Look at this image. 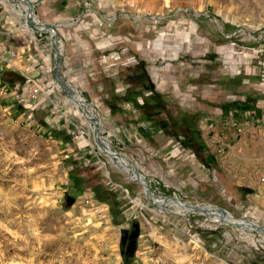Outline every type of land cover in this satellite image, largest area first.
Segmentation results:
<instances>
[{"label": "rangeland", "instance_id": "374dc122", "mask_svg": "<svg viewBox=\"0 0 264 264\" xmlns=\"http://www.w3.org/2000/svg\"><path fill=\"white\" fill-rule=\"evenodd\" d=\"M32 1L90 104L0 0V264H264V0Z\"/></svg>", "mask_w": 264, "mask_h": 264}, {"label": "water", "instance_id": "95a60500", "mask_svg": "<svg viewBox=\"0 0 264 264\" xmlns=\"http://www.w3.org/2000/svg\"><path fill=\"white\" fill-rule=\"evenodd\" d=\"M24 2H26V4L29 6V8L31 9V14L27 15L26 17V23L27 25H29L31 28L33 29H40V30H50V44L54 50V55H55V64H54V70H53V76L57 82V84H59V86L65 91L69 93V95L72 93L73 94V89L71 86L67 85L66 81L63 80L62 76H61V72L59 70L60 65L62 63V56H61V48L57 45L56 43V38H57V25L58 23H48V22H43L40 21L39 19H37L36 25H34L33 20L31 18L33 12H35V10L33 9L35 2L32 0H23ZM38 26V27H36ZM85 103L90 104L89 102H87L84 99ZM85 106V105H84ZM91 120L93 121L94 125H95V129L97 128V122L95 121V114L93 112V117H91ZM107 156H109V158L115 163V165L118 166V164L123 163L127 168H128V172H129V176L132 180H135L137 182H139L140 184L143 185L144 187V192L145 195L151 200V189L149 186L148 181L145 179L144 175L141 174L139 172V170L137 169L136 165L134 164H129V161L126 157L119 155L112 147L111 150L108 151L107 149L103 148L101 149ZM159 197L161 198H165V199H169L171 201H175L180 207L185 208L188 211H200L203 212L204 214H215V212L212 211V209H216V211L218 213H221L223 215H225L226 217H229L231 220L229 222L235 223V224H243L245 222L244 219H237V218H233L225 209L220 208L218 206H207V205H189V204H185L180 202L179 200H177L174 197H164L162 195H159ZM243 220V221H242ZM250 226L259 228L261 230L264 231V227L259 226L255 223H247Z\"/></svg>", "mask_w": 264, "mask_h": 264}, {"label": "bare ground", "instance_id": "6f19581e", "mask_svg": "<svg viewBox=\"0 0 264 264\" xmlns=\"http://www.w3.org/2000/svg\"><path fill=\"white\" fill-rule=\"evenodd\" d=\"M24 3H26V2H24ZM22 5H24V4H22ZM24 10H25V14H26V16L29 15V14H31V9H30V8H27V9H24ZM35 17H36V16H34V17L31 16L34 25H36V22H37V19H36ZM36 27H38V26H36ZM58 85H59V84H58ZM59 87H60V86H59ZM65 93H66V95H67L71 100H74V101L77 103L78 106H82V107H84L85 102L83 101L84 98H83L81 95H80V97H82L83 100H81V98H76L77 95L74 96L72 93L69 95L68 91L65 92ZM96 137H97L96 140H97V142H98V146H99V149H100V150L103 149V148L107 149L108 151L111 150V146H110V144H109L108 141L102 139L100 136H99V137L96 136ZM116 166H117V165H116ZM117 167L123 169L126 173H128V175H130L129 172H128V168H127L123 163L118 164ZM129 177H130V176H129ZM152 197H153V195H152ZM156 197H157V196H156ZM156 197H155V198H156ZM158 197H159V196H158ZM159 198H161V197H159ZM164 200H165L166 202L169 201V199H165V198H164ZM170 201H171V200H170ZM153 203H154V202H153ZM156 204H157V203H156ZM242 221H243V220H242Z\"/></svg>", "mask_w": 264, "mask_h": 264}]
</instances>
